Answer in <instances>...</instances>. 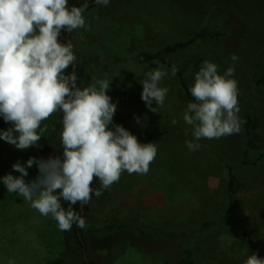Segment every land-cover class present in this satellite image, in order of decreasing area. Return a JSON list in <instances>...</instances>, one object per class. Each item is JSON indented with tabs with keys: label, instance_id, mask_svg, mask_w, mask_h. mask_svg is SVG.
Returning <instances> with one entry per match:
<instances>
[{
	"label": "rangeland",
	"instance_id": "rangeland-1",
	"mask_svg": "<svg viewBox=\"0 0 264 264\" xmlns=\"http://www.w3.org/2000/svg\"><path fill=\"white\" fill-rule=\"evenodd\" d=\"M83 15L88 27L74 30L71 39L77 57L72 67L76 73L81 61L79 70L86 71L84 78H77V85L85 87L98 79H112L108 95L117 105L116 113H124L140 130L142 137L134 135L141 143L152 142L157 147L146 175L125 172L119 182L107 189L104 200L93 197L92 215L84 228L87 235L98 238L112 222L187 232L227 211L228 167L232 166L234 209L237 218L245 220L249 237L220 234L216 229L214 235L197 241L204 252H209L202 264H243L253 252L264 258V88H252L255 73L264 68V0H108L105 6H95ZM203 27L225 35L215 40H198L169 58L182 64L193 63L195 70L186 76L189 85L205 60L214 62L220 74L234 67L241 126L238 133L226 137L195 141L200 144L199 149L189 151L186 141L193 140L192 127L185 123L182 114L192 99L184 94L168 67L159 61L141 65L135 57L140 52L156 53L165 45L186 41ZM89 54H94L93 59ZM232 54L238 57L237 61L231 60ZM137 67L141 70L139 75ZM157 67L167 71L160 86L169 91L164 105L153 112L141 99L140 81ZM138 115L151 130L164 135L153 140L148 137L145 132L149 128H144L141 120L137 123ZM247 123L252 127L258 123V129L252 131L251 145ZM41 127H47L44 136L37 146L26 150L0 139V177L10 172L19 176L12 170L17 161L26 166L32 156H62L56 121ZM247 149L249 160L245 162ZM37 175L34 164L24 179L30 181ZM118 238L96 243L98 249L93 257L98 263L94 264H181L174 241L149 242L130 233ZM250 240L254 241L255 250ZM73 242H66V232L60 231L50 216H42L22 197L8 193L0 181V264H50L69 247L76 248Z\"/></svg>",
	"mask_w": 264,
	"mask_h": 264
},
{
	"label": "clouds",
	"instance_id": "clouds-1",
	"mask_svg": "<svg viewBox=\"0 0 264 264\" xmlns=\"http://www.w3.org/2000/svg\"><path fill=\"white\" fill-rule=\"evenodd\" d=\"M92 3L105 6L108 0ZM87 8L88 0L79 7H69V0H0V117L11 125L0 130V139L19 150L37 146L47 131L41 127L43 122L62 114L58 121L62 156H32L26 166L17 161L12 170L20 175L10 172L0 181L8 193H16L39 214L50 216L60 231H71L74 225L85 228V218L73 206L90 205L94 196L98 198L119 182L125 172L146 175L157 155L154 143H141L121 124L109 127L117 111L108 95L112 79L81 87L76 73L67 71L77 57L70 40L61 42V32L86 29L83 13ZM231 60L238 57L232 54ZM178 71L173 65L171 75ZM167 74L157 67L140 81L141 99L150 111L157 112L164 105L169 89L160 82ZM233 77L234 67L220 74L218 66L208 60L195 73L189 86L193 100L182 114L192 127L193 140L186 141L189 151L199 149L195 141L240 131L238 83ZM135 119L140 122V117ZM34 164L38 175L26 181L28 168ZM94 181H99L97 187ZM243 264H264V258L253 252Z\"/></svg>",
	"mask_w": 264,
	"mask_h": 264
},
{
	"label": "trees",
	"instance_id": "trees-1",
	"mask_svg": "<svg viewBox=\"0 0 264 264\" xmlns=\"http://www.w3.org/2000/svg\"><path fill=\"white\" fill-rule=\"evenodd\" d=\"M82 3H84V0H69V7L75 5L79 7ZM92 3V0H88V8L87 10H91L93 7H95ZM225 33L220 32H212L207 27H203L198 31H195L186 41H176L174 43L165 45L162 47L158 52L152 53V52H140L136 55L135 61H138L141 63H148L152 61H159L166 67H168L170 70L173 65H175L179 71L176 74V78L178 79V85L184 92V94L191 98L189 93V84L187 82L186 76L187 73L190 71L195 70V67L193 66V63L190 64H182L176 61H173L169 57L171 55L176 54L180 50L193 45L198 40H215L220 37H223ZM73 39L72 33H69L67 31H62L60 40L61 42H67L71 41ZM89 57L93 59L94 54H89ZM89 59V58H88ZM89 61H91L89 59ZM81 65V61L78 62V68H77V78H84L85 77V70L80 69L79 67ZM199 70V69H198ZM67 71L69 72H75L74 68L70 67ZM135 71V70H134ZM136 71H138L139 75L141 73L140 68H136ZM97 72V71H96ZM67 74V73H66ZM88 79V78H87ZM252 88L254 91H260L262 88H264V68L257 71L254 75V78L252 79ZM137 114H139L136 111ZM143 113V112H142ZM57 117H50L48 120L44 121L43 123L51 122L52 120L56 121V130L60 131L61 125L58 123L60 120V116L62 114H55ZM140 117V115H138ZM251 117V116H250ZM249 117V119H250ZM56 119V120H55ZM141 120V125L145 126L144 128H149L145 132L148 137H150L152 140L157 139L158 136H163L164 132H156L155 130H151L150 126H146L143 123V119ZM113 122L116 124L123 125L126 129H128L131 133L141 136L140 130L136 129V127L131 124L127 118V116L124 113H115L113 117ZM11 127L9 123H5L3 118L0 117V130H5L7 128ZM54 128V130H55ZM140 128V127H139ZM141 129V128H140ZM253 129H258V123H255L254 126H250L247 123L246 132H247V138L249 140V144L251 145L254 140V134ZM58 131H55L56 133H59ZM248 149L245 151V162H248ZM261 156H264V153H261ZM229 186H228V202L229 207L227 211L219 216L209 218L208 220L201 222L199 225L192 226L189 231L187 232H175V231H163L162 229H156L151 230L144 228L143 226L137 225L134 222L130 223H116L112 222L108 225H106L101 235L98 236V238L94 237L93 239L90 238V236L87 235V232L85 229H79L75 225L73 226L71 231H65L66 232V242L67 243H73L76 245V248L69 247L68 251L66 253H62V255L56 260L52 261L50 264H92L98 263V260H96L93 257L94 252L96 249H98V246L96 243L101 242L105 239L115 237L116 240L118 236L124 233H130L134 237H140L141 239H144L145 241L154 242L159 240H165L169 239L171 241H174L176 246V252L180 258L181 264H202V261L204 257H206V254L209 252H204L205 249L202 247V245H198L197 241L202 238V240L213 233L215 234V230H219L220 234H237L240 233L243 237L248 238L249 232L247 230V224L245 223L244 219H238L236 211L234 209L235 203H234V194H235V185H234V174L233 170L234 168L232 166H229ZM99 184V181H94L93 187H97ZM108 191L104 190L102 194L97 198L94 196V198L99 200H104L107 196ZM62 205L67 208L68 204L65 201H61ZM75 210L80 212V214L85 218V221L92 215V206L85 205L81 207V205L77 204L73 206ZM194 215H197L198 212L192 211ZM192 215V216H194ZM218 232V231H217ZM80 233V234H79ZM213 234V235H214ZM69 240H72L69 241ZM208 239H206L207 241ZM131 242V241H130ZM250 245L253 250H255L256 245L253 240H250ZM102 243V242H101ZM196 243L198 246H196ZM86 246L87 251V259L85 258L83 247ZM103 247V246H102ZM108 247V246H107ZM146 248V247H145ZM109 250H112V248L109 246Z\"/></svg>",
	"mask_w": 264,
	"mask_h": 264
},
{
	"label": "water",
	"instance_id": "water-1",
	"mask_svg": "<svg viewBox=\"0 0 264 264\" xmlns=\"http://www.w3.org/2000/svg\"><path fill=\"white\" fill-rule=\"evenodd\" d=\"M80 234V233H79ZM83 251H84V255H85V258L87 259V251H86V246L84 245L83 247Z\"/></svg>",
	"mask_w": 264,
	"mask_h": 264
},
{
	"label": "crops",
	"instance_id": "crops-1",
	"mask_svg": "<svg viewBox=\"0 0 264 264\" xmlns=\"http://www.w3.org/2000/svg\"><path fill=\"white\" fill-rule=\"evenodd\" d=\"M116 123H113V126L115 125Z\"/></svg>",
	"mask_w": 264,
	"mask_h": 264
},
{
	"label": "flooded vegetation",
	"instance_id": "flooded-vegetation-1",
	"mask_svg": "<svg viewBox=\"0 0 264 264\" xmlns=\"http://www.w3.org/2000/svg\"><path fill=\"white\" fill-rule=\"evenodd\" d=\"M92 264H94V263H92Z\"/></svg>",
	"mask_w": 264,
	"mask_h": 264
}]
</instances>
